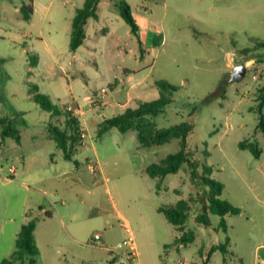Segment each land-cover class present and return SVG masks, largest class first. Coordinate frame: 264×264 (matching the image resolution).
Returning <instances> with one entry per match:
<instances>
[{
    "label": "rangeland",
    "instance_id": "rangeland-1",
    "mask_svg": "<svg viewBox=\"0 0 264 264\" xmlns=\"http://www.w3.org/2000/svg\"><path fill=\"white\" fill-rule=\"evenodd\" d=\"M117 1L101 0L99 20L88 21L84 45L72 52V19L84 0H0V119L11 122L21 135L20 144L12 138L2 144L0 126V264L14 251L27 213L38 218L36 264H105L112 256L118 264H129V253L127 261L120 262L132 250L124 245L127 225L141 252L140 264L152 260L155 264H202L201 238L205 239L203 259L211 257L210 264H262L264 137L257 130V95L264 86V53L241 51L264 41V0H124L131 7L138 37L121 17ZM24 6L33 11L30 20L24 18ZM33 58L37 65L31 64ZM238 65H245L247 74L241 82H231ZM137 78L146 83L128 104L133 108L160 97L153 85L156 81L178 88L173 101L153 120L159 129L194 124L190 147L195 158L212 169L209 176L214 182L223 184L221 199L242 210L225 217L227 233L216 214H209V227L195 221L203 186L192 180L188 166L158 181L141 172L142 167L176 153L177 140L138 152L135 132L122 134L114 128L99 136L100 123L124 111L121 105L129 80ZM103 88L108 92L102 100ZM37 94L48 97L63 113L70 107L81 127L75 160L67 162L69 171L79 165L81 183L68 179L64 189L47 194L39 190H50L51 184H38L21 171L50 169L53 158L61 163L62 151L51 138L49 126L63 129L65 117L42 109L33 100ZM244 140L258 142L263 151L259 159L239 149ZM144 152H149L148 157ZM90 160L99 163V187L111 192H93L95 177L87 169ZM12 168H17L16 177ZM180 200L190 202L186 227L198 241L177 251L172 244L179 234L156 206L174 207ZM39 205L53 213L60 209L67 222L74 210L81 244L70 239L63 242L65 231L55 221L42 222ZM50 223L55 227L51 238L46 226ZM96 235L102 245L92 243ZM227 236L229 254H212V247L224 244Z\"/></svg>",
    "mask_w": 264,
    "mask_h": 264
},
{
    "label": "trees",
    "instance_id": "trees-1",
    "mask_svg": "<svg viewBox=\"0 0 264 264\" xmlns=\"http://www.w3.org/2000/svg\"><path fill=\"white\" fill-rule=\"evenodd\" d=\"M101 0H84L83 6L76 10L72 19L71 35H70V50L76 52L84 43L87 37L86 26L90 19L99 20L98 7ZM121 17L131 26L132 32L138 37V26L131 13L130 5L124 0L117 1ZM21 11L24 14L25 20H30L33 11L30 7H22ZM140 51L143 52L142 42L140 41ZM260 51L264 53V41H256L253 49H243V52ZM264 56V55H263ZM36 58L31 60L32 65H37ZM3 60L0 59V72ZM154 85L160 91V97L150 102H140L138 107H128L124 112L117 114L111 118L104 119L99 126V136L109 132L112 129H117L120 133L136 132L142 148H151L153 146H162L169 144L173 140L179 142V150L176 153L167 154L160 163L148 166L146 172L152 179H164L168 175L177 174L185 165L189 167L192 180L200 186H203V192L200 196L202 207L197 213L195 221L204 226H211L209 214L213 213L220 216V228L227 233L226 216L239 215L241 208L233 206L226 200H222L224 186L222 183L214 182L210 178L212 169L202 164L195 158L190 147V137L193 133L194 124L191 122H183L169 128H157L154 118L162 113L163 108L169 105L173 100L172 97L178 88L171 83L159 80L154 82ZM38 90L37 85L32 86ZM33 100L41 106L42 109L57 116L65 117V126L63 129L56 125L49 126L51 138L55 141L56 146L60 149L64 158L67 161H72L76 146L79 143L81 136V127L77 118L68 110L63 113L62 110L54 105L51 100L42 95L37 94ZM257 101L259 102V119L257 130L264 137V115L262 109L264 107V86L258 90ZM2 127L1 138L2 144L7 138L14 139L18 144L21 143L20 132L13 126L11 122L5 119H0ZM239 149L248 150L255 159H259L263 153L257 141L244 140L238 144ZM41 210V208H40ZM158 211L164 215L166 220L171 223L176 229L181 232L179 237L174 240L175 245H188L195 241V234L186 229V223L190 216L191 205L188 200H180L174 207L160 206ZM46 217H51L49 212L45 213ZM38 218L33 217L30 213L26 214V221L21 226L15 242V248L11 256L4 259L1 264H36L39 257V249L35 243V230L37 227ZM230 237H226V242L211 249V253L216 250L226 254L227 247L230 244ZM168 247V246H166ZM209 257L205 260L207 262ZM117 259L112 257L105 264H115Z\"/></svg>",
    "mask_w": 264,
    "mask_h": 264
},
{
    "label": "crops",
    "instance_id": "crops-1",
    "mask_svg": "<svg viewBox=\"0 0 264 264\" xmlns=\"http://www.w3.org/2000/svg\"><path fill=\"white\" fill-rule=\"evenodd\" d=\"M129 82H130L129 83V87H128L127 91L125 92L126 97L124 98V101L122 100L123 102H122V105H121L122 107H124V111H125L126 108L130 107V106H128V104L132 100H134V98H133L134 94L138 95V91L144 89V87H145L144 85L146 83V79H144V78H141V79L140 78H137V79H134L133 81L132 80H129ZM153 85H154V83H153ZM122 87L124 88V85H122ZM136 149L139 152L140 150L142 151V149H150V148H142L140 146V144H139L136 147ZM148 153L149 152H144V157H148ZM61 160L64 163H62V161L60 163L59 158H53V159H51V164L52 165H51V168L50 169L48 168V169H45L44 171H42V170L36 171L35 173H31V174H28V172H30L31 169H27V170H22L21 171V174L23 176H25L29 180L30 179L35 180V182L38 183V184H45V183L51 184L52 188L50 190H48L49 188H47V187L46 188L44 187L45 189H40L39 190V192L42 193V194H47V192H59V189H64L65 186H67V182L66 181H68V179H73L76 183H81V173H80L81 168L79 167V165L76 166L75 170L69 171L68 170V164H67V162H69V161H67L64 158L63 152L61 154ZM74 160H75V157L73 155L72 161H74ZM147 167H142L141 172L143 174L146 173L147 177H149L148 174H147V172H146ZM87 169H88V167H87ZM94 177H95V182L93 183V186H95V191H93V192H111V190L109 188H106V189L102 190L103 188L101 189V187H99L100 186L99 180L102 181V179H99L101 176L94 175ZM150 179H152V178H150ZM154 180L158 181V178H155ZM21 185L26 190H30L31 189L30 185H28L27 183H21ZM102 185H104V184H102ZM156 188H157V185H156ZM157 191H158V189H157ZM155 193H159V191L158 192H155ZM113 206L115 208V202H113ZM159 207L160 206H156V209L158 210ZM40 208H41V210H40ZM39 212H40V215L41 216L43 215V218H45V219H41L42 222L44 220H48V221H52V222L55 221V223H58V226H57L58 228H59V226H61L60 229L61 230H64L65 233H66V236H63V234L61 233V237H62L61 239H62L63 242H66L68 239H70L74 243L81 244L80 241H79V239H78L79 230H78L77 226L73 223V220H75V218H76V212L74 210H73V214L71 216L72 217V220L69 219V222H67L68 218L60 211V209H56V212L53 213V212L48 211L46 208L42 207L41 205H39ZM47 212H49L51 214V217H46L45 216V213H47ZM22 224L23 223H21L20 227L22 226ZM46 226H48V228H47V230H48L47 233L48 234L47 235L49 236V238L53 237L54 234H55V232H54L55 231V227H52L53 226V223L47 224ZM186 229H187V227H186ZM177 232L179 234L177 237H179L181 235V232H179L178 230H177ZM196 240L198 241V238L195 235V241L193 243H195ZM190 244H192V243H190ZM188 245H181V244H179V245H175L174 248L177 251H180V249H185ZM200 246L201 247H199V257L201 258L202 264H210L211 257H210V259L207 262H205V260L203 259L204 256H203L202 251L205 248V239L201 238V240H200ZM103 248L106 249V250H110L107 247H103ZM229 248H230V244L227 247V250H226L227 253L225 255H228L229 254V252H230V251H228ZM132 250L127 251L123 258L120 257V262L122 261V259H124V260L127 261L126 256ZM218 251L219 250H216L212 254H214V253H216ZM135 253L137 254V257H139L141 255V252L139 251L137 245H136ZM62 257H63V259H61V260H64V262H66L65 261L66 260V255L64 256L62 254ZM112 257H115V256H112ZM118 263L119 262L117 261L115 264H118ZM150 264H155V261L152 260ZM262 264H264V261L263 260H262Z\"/></svg>",
    "mask_w": 264,
    "mask_h": 264
},
{
    "label": "built area",
    "instance_id": "built-area-1",
    "mask_svg": "<svg viewBox=\"0 0 264 264\" xmlns=\"http://www.w3.org/2000/svg\"><path fill=\"white\" fill-rule=\"evenodd\" d=\"M107 92H108V90H107L106 88H103V89L101 90V92H100V98H101L102 100L106 98ZM69 110H71L70 107H69ZM78 111H79V113L81 112L80 109H78ZM80 114H81V113H80ZM82 136L85 138V134H82ZM98 164H99L98 162L95 163V162H93V161H91V160L87 163L88 170H89L92 174H94V175L97 174V166H98ZM11 173H12V175H13L12 177H16V174H17V170H16V168H12V169H11ZM125 230H126V232H127V234H128V238L124 241V245H125V246H131L132 249H133L131 252H129V255H128V263H129V264H140L139 261L137 260V254L135 253L136 243H135L134 234H133V232H132L130 226H128V225L125 226ZM100 241H101V237H100V235H96V236L94 237L92 243H93V244H100V245H102V244L100 243Z\"/></svg>",
    "mask_w": 264,
    "mask_h": 264
},
{
    "label": "water",
    "instance_id": "water-1",
    "mask_svg": "<svg viewBox=\"0 0 264 264\" xmlns=\"http://www.w3.org/2000/svg\"><path fill=\"white\" fill-rule=\"evenodd\" d=\"M247 74V67L245 65H238L231 73V82H241Z\"/></svg>",
    "mask_w": 264,
    "mask_h": 264
}]
</instances>
